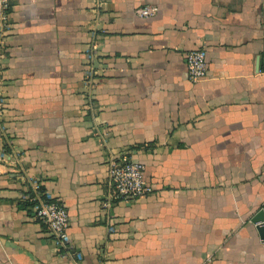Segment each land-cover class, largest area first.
I'll return each mask as SVG.
<instances>
[{"label": "crops", "instance_id": "0c3cea01", "mask_svg": "<svg viewBox=\"0 0 264 264\" xmlns=\"http://www.w3.org/2000/svg\"><path fill=\"white\" fill-rule=\"evenodd\" d=\"M9 10L0 264H264L253 221L264 213V0H10ZM92 44L103 65L90 84ZM193 48L207 62L196 81ZM123 151L152 191L105 207L107 156ZM32 179L66 209L69 248L25 204Z\"/></svg>", "mask_w": 264, "mask_h": 264}, {"label": "built area", "instance_id": "2783aa9c", "mask_svg": "<svg viewBox=\"0 0 264 264\" xmlns=\"http://www.w3.org/2000/svg\"><path fill=\"white\" fill-rule=\"evenodd\" d=\"M10 0H0V81L2 59L5 55V40L10 29ZM155 6H142L136 8V13L142 16L152 15L156 12ZM95 45H91L86 53V60L90 63L86 72V79L91 84L92 74L99 66L103 65V59L95 53ZM185 65L187 76L190 80L196 81L206 75L207 62L205 51L202 48H193L185 53ZM0 98V112L2 106ZM107 178L110 184V193L105 207H109L113 200L129 199L141 197L152 191V186L146 182L144 177V164L133 159L126 151L109 153L107 156ZM31 191L23 195L26 200L36 201L34 204V214L42 220L50 231L56 243L63 248H69L68 224L69 218L66 209L56 201H46L42 198L50 199L46 193L39 191V182L32 179L28 182ZM78 255V253H77Z\"/></svg>", "mask_w": 264, "mask_h": 264}, {"label": "water", "instance_id": "95a60500", "mask_svg": "<svg viewBox=\"0 0 264 264\" xmlns=\"http://www.w3.org/2000/svg\"><path fill=\"white\" fill-rule=\"evenodd\" d=\"M253 221L258 222V230L260 231L261 237L264 238V213L263 211H260L255 217L253 218Z\"/></svg>", "mask_w": 264, "mask_h": 264}, {"label": "trees", "instance_id": "16d2710c", "mask_svg": "<svg viewBox=\"0 0 264 264\" xmlns=\"http://www.w3.org/2000/svg\"><path fill=\"white\" fill-rule=\"evenodd\" d=\"M39 191H41L42 193H43V191L40 189ZM28 192V191H27ZM29 194H31L30 192H29ZM42 198L44 199V200H46V201H51L52 199L50 198V199H47V198H45V196L44 195H42ZM26 202H25V204H27V205H34L35 203H36V201H33V200H25Z\"/></svg>", "mask_w": 264, "mask_h": 264}]
</instances>
